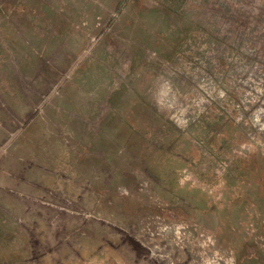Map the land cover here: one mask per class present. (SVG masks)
Instances as JSON below:
<instances>
[{"label":"rangeland","instance_id":"1","mask_svg":"<svg viewBox=\"0 0 264 264\" xmlns=\"http://www.w3.org/2000/svg\"><path fill=\"white\" fill-rule=\"evenodd\" d=\"M263 81L264 0H0V264H264Z\"/></svg>","mask_w":264,"mask_h":264},{"label":"bare ground","instance_id":"2","mask_svg":"<svg viewBox=\"0 0 264 264\" xmlns=\"http://www.w3.org/2000/svg\"><path fill=\"white\" fill-rule=\"evenodd\" d=\"M264 82V81H263ZM175 162V161H174ZM208 194V193H207ZM205 196V195H204ZM206 198H207V196H206Z\"/></svg>","mask_w":264,"mask_h":264}]
</instances>
